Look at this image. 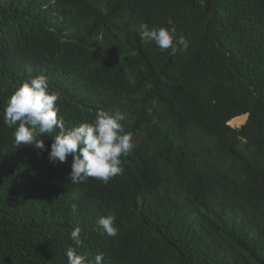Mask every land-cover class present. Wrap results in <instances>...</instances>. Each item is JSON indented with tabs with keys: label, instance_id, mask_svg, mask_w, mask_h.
I'll return each instance as SVG.
<instances>
[{
	"label": "trees",
	"instance_id": "obj_1",
	"mask_svg": "<svg viewBox=\"0 0 264 264\" xmlns=\"http://www.w3.org/2000/svg\"><path fill=\"white\" fill-rule=\"evenodd\" d=\"M143 23L187 48L161 51ZM41 74L66 128L126 114L122 174L73 185L48 134V151L14 145L6 101ZM112 213L114 237L98 225ZM70 247L103 264H264V0H0V264H67Z\"/></svg>",
	"mask_w": 264,
	"mask_h": 264
},
{
	"label": "clouds",
	"instance_id": "obj_2",
	"mask_svg": "<svg viewBox=\"0 0 264 264\" xmlns=\"http://www.w3.org/2000/svg\"><path fill=\"white\" fill-rule=\"evenodd\" d=\"M173 24L171 18L167 20ZM141 39L155 42L161 51L171 50L175 54L181 46L188 43L183 35L176 37V28L152 27L146 23L137 28ZM59 97L49 90L47 77L43 74L23 82L7 99L3 113V122L14 128L13 143L17 148L31 145L40 151H48L45 139L39 138L48 134L52 138L49 161L54 164L67 163L72 157L68 178L71 184L86 182L94 178L107 184L109 180L123 173L122 156H126L134 147L132 134L124 131L122 122L126 114L120 110H98L93 122H83L66 128L62 118H58L57 101ZM246 122V121H245ZM54 134V135H53ZM39 138V139H38ZM39 154V152H38ZM77 211V205H71ZM114 213L102 216L98 225L109 236H116ZM81 228L76 227L70 233V239L76 248L83 244ZM67 264H103V253L97 254L93 261L78 254L74 248L66 251Z\"/></svg>",
	"mask_w": 264,
	"mask_h": 264
},
{
	"label": "rangeland",
	"instance_id": "obj_3",
	"mask_svg": "<svg viewBox=\"0 0 264 264\" xmlns=\"http://www.w3.org/2000/svg\"><path fill=\"white\" fill-rule=\"evenodd\" d=\"M244 123H245V122H244ZM244 123H243V124H244ZM229 124H230V123H229ZM243 124L238 123V122L236 121V122L232 123L231 125L234 126V127H241Z\"/></svg>",
	"mask_w": 264,
	"mask_h": 264
}]
</instances>
